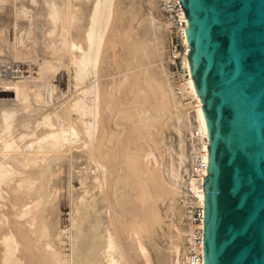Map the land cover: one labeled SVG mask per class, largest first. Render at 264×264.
Returning <instances> with one entry per match:
<instances>
[{
  "label": "bare ground",
  "instance_id": "bare-ground-1",
  "mask_svg": "<svg viewBox=\"0 0 264 264\" xmlns=\"http://www.w3.org/2000/svg\"><path fill=\"white\" fill-rule=\"evenodd\" d=\"M163 1L0 0V264H204L208 131Z\"/></svg>",
  "mask_w": 264,
  "mask_h": 264
},
{
  "label": "water",
  "instance_id": "water-1",
  "mask_svg": "<svg viewBox=\"0 0 264 264\" xmlns=\"http://www.w3.org/2000/svg\"><path fill=\"white\" fill-rule=\"evenodd\" d=\"M208 131L204 264H264V0H180Z\"/></svg>",
  "mask_w": 264,
  "mask_h": 264
},
{
  "label": "built area",
  "instance_id": "built-area-1",
  "mask_svg": "<svg viewBox=\"0 0 264 264\" xmlns=\"http://www.w3.org/2000/svg\"><path fill=\"white\" fill-rule=\"evenodd\" d=\"M163 4L165 6V12L167 13V16L173 22L172 47L176 53L183 54L185 53V50H186L182 42L183 33L185 36V32L183 31V28L186 26V29H187L188 27L187 20H185L186 17L184 14V10L181 6L180 0H164ZM189 50H190V47H188L187 54ZM173 68H175L176 71L181 70V57L180 56L175 57V63H173ZM195 217H196V220H200L201 218L200 211L196 212ZM202 243H203V234H202ZM196 259L199 260L200 256L198 255ZM202 259H203V255H202Z\"/></svg>",
  "mask_w": 264,
  "mask_h": 264
},
{
  "label": "rangeland",
  "instance_id": "rangeland-1",
  "mask_svg": "<svg viewBox=\"0 0 264 264\" xmlns=\"http://www.w3.org/2000/svg\"><path fill=\"white\" fill-rule=\"evenodd\" d=\"M0 22L2 21L0 20ZM68 82H69V78H68V74L66 73V71L59 72L55 79V83L59 86V88L63 91H67ZM76 182L77 181H74L75 183L74 186L76 185V188H79V185ZM62 193H63V196L61 197V204H60V210H61L60 220H61V226L65 227L69 224L68 222H69L70 206L68 204V200L66 197L67 196L66 190H62Z\"/></svg>",
  "mask_w": 264,
  "mask_h": 264
}]
</instances>
